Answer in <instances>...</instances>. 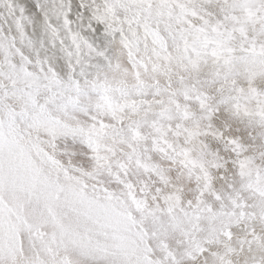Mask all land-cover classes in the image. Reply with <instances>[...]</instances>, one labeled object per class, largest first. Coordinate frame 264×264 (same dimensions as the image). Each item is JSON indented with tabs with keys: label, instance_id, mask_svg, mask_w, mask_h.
<instances>
[{
	"label": "snow or ice",
	"instance_id": "1",
	"mask_svg": "<svg viewBox=\"0 0 264 264\" xmlns=\"http://www.w3.org/2000/svg\"><path fill=\"white\" fill-rule=\"evenodd\" d=\"M0 264H264V0H0Z\"/></svg>",
	"mask_w": 264,
	"mask_h": 264
}]
</instances>
